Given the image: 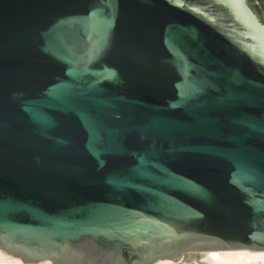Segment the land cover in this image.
<instances>
[{"label": "water", "instance_id": "95a60500", "mask_svg": "<svg viewBox=\"0 0 264 264\" xmlns=\"http://www.w3.org/2000/svg\"><path fill=\"white\" fill-rule=\"evenodd\" d=\"M0 248L264 249V0H0Z\"/></svg>", "mask_w": 264, "mask_h": 264}, {"label": "bare ground", "instance_id": "6f19581e", "mask_svg": "<svg viewBox=\"0 0 264 264\" xmlns=\"http://www.w3.org/2000/svg\"><path fill=\"white\" fill-rule=\"evenodd\" d=\"M0 264H52V261L42 259L28 263L0 248ZM152 264H264V249L188 251L180 261L164 257Z\"/></svg>", "mask_w": 264, "mask_h": 264}]
</instances>
